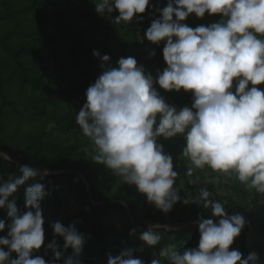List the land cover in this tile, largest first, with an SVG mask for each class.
<instances>
[{"label": "clouds", "instance_id": "9594fccd", "mask_svg": "<svg viewBox=\"0 0 264 264\" xmlns=\"http://www.w3.org/2000/svg\"><path fill=\"white\" fill-rule=\"evenodd\" d=\"M93 3L100 16L110 14L112 23L129 25L135 16L145 13L150 0ZM114 11L119 15L112 18ZM157 11L160 17L152 21L145 35L153 44L166 41L163 58L167 67L158 73L155 83L166 91L191 92V108L178 111L168 105L153 86V76L138 66L135 58H120L118 66L112 67L108 55L93 50L92 55L101 61L102 73L87 88L86 103L76 116L92 145V161L104 165L121 184L135 185L149 203L167 214L181 201L174 187L178 173L172 157L164 154L157 141L183 135L186 146L182 155L190 162L188 176L207 167L264 195V89L257 87L264 85V0H168L167 6ZM206 13L221 19L194 29L182 23L191 14L203 18ZM19 171V177L0 178V209L6 208L10 220L6 237H0V264H46L41 256L33 257L45 243L44 186L35 183L26 188L24 211L12 198L40 170L24 165ZM211 195L204 186L194 199L183 201L210 208L212 216L218 218L215 222L198 218V246L176 250L169 244L153 253L151 264H256V252L242 258L240 251L230 250L245 227L244 217L229 216L225 205ZM5 227V220L0 219V232ZM159 227L163 226H150L139 238L149 246L158 245ZM52 228L63 238L64 249L71 248L78 257L85 238L75 223L65 226L57 221ZM134 233L133 229L130 234ZM58 247L55 240L46 246L45 254L53 252L48 264L61 259ZM133 251L125 248L115 257L109 255L107 264H144L134 258ZM13 253L16 258H12ZM64 264L82 262L69 257Z\"/></svg>", "mask_w": 264, "mask_h": 264}, {"label": "trees", "instance_id": "16d2710c", "mask_svg": "<svg viewBox=\"0 0 264 264\" xmlns=\"http://www.w3.org/2000/svg\"><path fill=\"white\" fill-rule=\"evenodd\" d=\"M165 1L168 0H150L149 7L141 15L152 23L160 17L157 11L160 7L156 2ZM93 2L0 0V152L19 162L16 164L0 156V177L4 181L11 175L19 177L22 175L19 169L24 165L40 170L37 177L20 186L12 197L18 209L24 211L26 188L41 183L46 192L41 206L52 208V212L42 214L45 243L33 253V257L39 255L48 264L53 252L48 250L45 254V248L55 240L59 246L57 250L62 253L56 264H64L69 257L79 259L82 264H107L109 255L115 257L125 248L134 250V258L150 264L151 254L158 253L160 248L169 244L175 245L176 250L197 247L200 216L212 218L214 222L218 220L212 216L210 208L183 203L185 199H194L198 195L196 182L208 184L206 187L212 194L210 198L219 202L221 188L225 189L226 184L221 177L212 179L217 177L216 173L207 167L196 169L192 176H188L189 167L182 155L186 144L181 147L176 139L158 138L164 154L172 157L174 171L178 173L174 187H178L181 197V201L167 214L173 220L188 225L171 231L159 227L157 231L161 240L156 246H149L139 238L150 226L163 225L167 215L149 203L146 195L139 193L135 185L121 184L119 177L104 165L92 161L91 143L76 123V116L86 103L87 88L102 73L101 61L92 55L93 50L102 56L106 54L98 49V45L86 47L79 33L87 30L113 45L116 66L121 51H137L146 46L144 51L148 58L157 49V44L146 37L144 44H140V30L135 22L116 25L110 22V14L102 21ZM86 3L93 8L84 10L82 6ZM118 15L117 11L111 14L112 17ZM85 16L93 24L84 21ZM220 19L219 15L206 13L198 20L200 25L209 26ZM103 28L120 35H110L102 31ZM165 44L166 41L157 54L161 59ZM161 59L157 63L158 73L165 69ZM158 73L153 77V86L165 102L178 111L186 106L191 108L193 94L183 89L176 92L160 88L155 83ZM258 87L264 89V85ZM83 95L85 101L82 100ZM169 98L172 101L169 102ZM45 170L47 175L41 172ZM207 170L210 172L205 175ZM51 171L61 172L54 174ZM234 180L230 191L223 195L227 200L225 211L229 216H243L245 227L230 250L240 251L242 258L256 252L259 257L256 264H264V195L249 191ZM232 194L239 196L242 208L234 205ZM65 202L69 204V210L64 208ZM0 219L6 223L0 237H6L7 224L10 223L6 208L0 209ZM57 221L65 226L75 223L83 234L85 243L78 257L71 248L65 250L63 238L54 234L52 225ZM133 229L135 233L130 234ZM12 258H16L15 253Z\"/></svg>", "mask_w": 264, "mask_h": 264}, {"label": "rangeland", "instance_id": "374dc122", "mask_svg": "<svg viewBox=\"0 0 264 264\" xmlns=\"http://www.w3.org/2000/svg\"><path fill=\"white\" fill-rule=\"evenodd\" d=\"M68 1V0H67ZM70 1V3L72 4L73 3V1H75V0H69ZM168 3V2H167ZM166 3V4H167ZM160 6L162 5V4H159ZM165 5V3L163 4V6ZM165 6H167V5H165ZM164 6V7H165ZM82 8L84 9V10H88V9H91V8H93V6L92 5H89L88 3H86L85 5L83 4V6H82ZM98 15V18H100L102 21L104 20V19H106L107 17H104V16H100L99 14H97ZM173 19H174V17H173ZM75 19H73L72 18V21H74ZM83 20L84 21H88L89 20V18L87 17V16H85L84 18H83ZM88 23H91V21H88ZM112 23V22H111ZM182 23H185V24H187L189 27H191L192 28V25L189 23V22H182ZM102 31H105V32H107L108 34H109V31H107V29L106 28H103L102 29ZM143 33H145L144 31H141L140 32V35H142ZM80 34V38L83 40V43H84V45L86 46V47H95V46H99V50L101 51L102 50V52H104L106 55H108L109 57H110V63H111V66L112 67H117L116 65H115V63H116V60H115V57L113 56V54L115 53V47L113 46V45H110L109 44V42H107V41H105L104 39H102V38H100V37H98V36H94V35H92L91 33H89L87 30H84V31H81V33H79ZM112 34V33H111ZM113 35H120L119 33H116V34H113ZM141 53L140 55H139V57L140 58H136L135 56L137 55L136 53ZM144 54V55H143ZM121 58H128V57H133V58H135L136 59V61H137V65H139V66H143V68L145 69V72L147 73L148 72V67L150 66V62L149 61H147V60H145V58H144V56H145V52H144V50L143 49H139V50H137V51H125V52H123V51H121ZM165 62V61H164ZM163 65L164 66H167V64H166V62L165 63H163ZM149 72L150 73H152V74H154V76H156L157 75V73H158V69L156 68V67H154V68H152V69H149ZM235 85V84H234ZM82 100H84L85 101V96L83 95V97H82ZM75 101V100H74ZM168 101L170 102V101H172V98H169L168 99ZM157 123H158V121H157ZM173 139H176L177 141H178V143L180 144V146L182 147V146H185V144H186V141H185V139H184V136L183 135H177V136H175V137H173ZM92 146V145H91ZM186 162H187V164H188V167L190 166V162L186 159ZM196 171V169L193 171V172H195ZM210 171H208L207 170V173L205 174V175H208V173H209ZM216 176L217 177H215V178H212V179H217L218 177H221L222 178V182L224 183V184H226V188L225 189H222L221 188V191H220V198H221V200H220V202L221 203H223L224 205H226V203H227V200L223 197V195L227 192V191H230V189H231V185L235 182V178L234 177H228V176H223V175H220V174H218V173H216ZM1 178V177H0ZM120 182V181H119ZM183 182V181H182ZM179 183H181V182H179ZM178 185V184H177ZM208 184H205V183H201V182H196V187H197V190H199V188H201V187H204V186H207ZM178 188V187H177ZM179 193V192H178ZM221 195H222V197H221ZM232 196V200L234 201V205L236 204L237 205V207L240 209V208H242V205H241V202H240V198H239V196H237L236 194H232L231 195ZM64 205V208H66L67 210H69V204H67L66 202L63 204ZM42 207V214L43 215H46L48 212H52V208L48 205V206H46V205H42L41 206ZM174 207V206H173ZM167 216L166 217H168V221H169V224H166L165 222H164V224L163 225H160V226H164V225H168L167 227L169 228V227H172V228H170V229H174V230H177L178 228L180 229V227L179 226H181L183 223H180V222H177L176 220H173L172 219V217L169 215V214H166ZM178 225V226H177ZM155 226H159V225H155ZM177 228V229H176ZM154 257H153V253L151 254V260L153 259ZM151 260H150V264H151Z\"/></svg>", "mask_w": 264, "mask_h": 264}, {"label": "crops", "instance_id": "0c3cea01", "mask_svg": "<svg viewBox=\"0 0 264 264\" xmlns=\"http://www.w3.org/2000/svg\"><path fill=\"white\" fill-rule=\"evenodd\" d=\"M152 2H154L155 0H151ZM168 2V1H167ZM166 1L165 2H162V3H158V2H156V5H158V4H162L161 6L160 5H158L160 8L159 9H163L164 8V6L165 5H167L166 3H167ZM165 3V5L163 6V4ZM166 7V6H165ZM95 14V13H94ZM89 18V17H88ZM174 19H175V17H174ZM199 18H197L196 16H195V14H191L184 22H189L191 25H192V28L194 29V28H196L197 26H201L199 23V20H198ZM92 23V22H91ZM93 24V23H92ZM105 32V31H104ZM112 33V34H111ZM109 34L110 35H113V34H116V32H110L109 31ZM164 42L165 41H161L158 45H157V49H155L154 50V52H155V55L153 56H151V57H148L147 58V56H144V58H145V60H147V61H149L150 63V66L148 67V72L147 73H150L149 72V69H152V68H154V67H156L157 69H158V61H159V59H161L159 56L160 55H157L158 54V52H159V50H160V47L162 46V45H164ZM142 49V48H141ZM129 49H127V51H128ZM139 50V49H138ZM130 51V50H129ZM145 52V51H144ZM137 55L135 56L137 59L138 58H140L139 57V55L141 54L140 52L139 53H136ZM144 55V54H143ZM157 56V57H156ZM162 61H161V65L164 67V68H166L167 66H164L163 65V63H165L164 62V58H162L161 59ZM139 66V65H138ZM153 77H155L154 76V74H152V73H150Z\"/></svg>", "mask_w": 264, "mask_h": 264}, {"label": "built area", "instance_id": "2783aa9c", "mask_svg": "<svg viewBox=\"0 0 264 264\" xmlns=\"http://www.w3.org/2000/svg\"><path fill=\"white\" fill-rule=\"evenodd\" d=\"M140 17H142V20L140 19ZM112 18H114V17H112ZM110 22H111V20H110ZM133 22H135L137 24V26L139 27L140 32L141 31H144L146 33L147 29L151 26V23H150L151 21L148 20L147 18H145L144 16H142L141 14H138V16H135L133 18ZM145 33H143L142 35H140V39H139V43L140 44H142V43L144 44V42H145L144 41V38L146 37ZM146 48L147 47L145 46L144 49H146ZM0 156H4V154L0 153ZM164 222L166 224H169L168 217H165ZM167 226L168 225H164L163 227L166 228V229L172 228V227H169L168 228Z\"/></svg>", "mask_w": 264, "mask_h": 264}, {"label": "water", "instance_id": "95a60500", "mask_svg": "<svg viewBox=\"0 0 264 264\" xmlns=\"http://www.w3.org/2000/svg\"><path fill=\"white\" fill-rule=\"evenodd\" d=\"M6 155H7V157L9 158V160L10 161H12V162H14V163H16V164H19V162H17L14 158H12L9 154H7V153H5ZM59 172H61V171H51L50 173H59ZM87 192L89 193V186H88V184H87ZM125 208H126V211L128 212V207L127 206H125ZM247 221V220H246ZM188 225V223H184V224H182L181 226H179L180 228H183V227H185V226H187ZM178 226V225H177ZM137 228V227H136ZM175 229V228H174ZM177 229V228H176ZM179 229V228H178ZM171 230H173V229H171Z\"/></svg>", "mask_w": 264, "mask_h": 264}]
</instances>
